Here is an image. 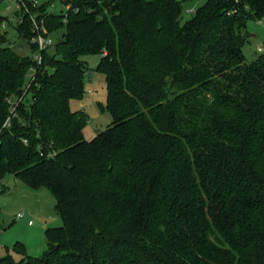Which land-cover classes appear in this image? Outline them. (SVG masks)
<instances>
[{"label": "trees", "instance_id": "obj_1", "mask_svg": "<svg viewBox=\"0 0 264 264\" xmlns=\"http://www.w3.org/2000/svg\"><path fill=\"white\" fill-rule=\"evenodd\" d=\"M61 1L30 87L0 16V180L47 189L62 221L41 257L0 264H264V53L243 54L264 0H205L184 25L178 0ZM92 55L112 122L87 140L70 103Z\"/></svg>", "mask_w": 264, "mask_h": 264}, {"label": "rangeland", "instance_id": "obj_2", "mask_svg": "<svg viewBox=\"0 0 264 264\" xmlns=\"http://www.w3.org/2000/svg\"><path fill=\"white\" fill-rule=\"evenodd\" d=\"M32 1L36 6L26 4L22 17L10 0H2L0 4V16L7 20L2 30L12 49L23 57L36 54L31 45V19L37 17V20H40L48 14L60 15L67 11L61 0ZM178 1L183 9L181 25H184L193 18L205 0ZM41 5H46L47 11L43 10L44 6ZM20 26L25 28L19 32ZM26 31L30 34L28 39L24 35ZM246 33L249 35V41L243 48V54L250 63L258 56V49L264 47V22L248 20ZM59 35L60 31H56L51 36L57 39ZM85 60L89 73L85 78L84 94L81 100L72 101L70 107L72 111H82L86 115L88 121L83 134L85 139L89 140L96 133L105 130L111 124L112 118L105 111L106 84L103 75L97 70L99 56L92 55ZM25 101H30V95H27ZM55 206V199L47 189L32 190L16 180L13 175H5L0 180V259L10 256L18 261L22 256L41 257L47 248L45 230L62 225ZM19 214L22 218L17 220ZM28 222H31V225H28Z\"/></svg>", "mask_w": 264, "mask_h": 264}, {"label": "built area", "instance_id": "obj_3", "mask_svg": "<svg viewBox=\"0 0 264 264\" xmlns=\"http://www.w3.org/2000/svg\"><path fill=\"white\" fill-rule=\"evenodd\" d=\"M10 2L14 5L16 12L20 15V17H22V14H24V8H26V4H27L26 0H10ZM30 2L32 3V5L36 6L35 4H33L32 0H30ZM190 13H192V11H190ZM44 22H45L44 18L40 20H37V17L31 19V29L33 32L31 43L35 45L38 50L36 54L32 56L33 66L30 67L28 71V75H27V86L28 87H30V85L34 82L37 72H38V67H40L43 63L41 53L53 47L57 41L50 34L47 33L44 27ZM2 28H4V25L2 26ZM258 52L264 53V47H260L258 49ZM103 55H106V53H103ZM17 105H18V102L16 103L15 106ZM15 106L12 108L13 110L15 109ZM8 121L5 123L6 124L5 126L8 125ZM24 143L26 142L24 141ZM16 218L17 220H20L22 218V215L19 214L17 215ZM28 225H31V222H28Z\"/></svg>", "mask_w": 264, "mask_h": 264}, {"label": "water", "instance_id": "obj_4", "mask_svg": "<svg viewBox=\"0 0 264 264\" xmlns=\"http://www.w3.org/2000/svg\"><path fill=\"white\" fill-rule=\"evenodd\" d=\"M252 37H253V35H252ZM56 43H57V41H56Z\"/></svg>", "mask_w": 264, "mask_h": 264}, {"label": "crops", "instance_id": "obj_5", "mask_svg": "<svg viewBox=\"0 0 264 264\" xmlns=\"http://www.w3.org/2000/svg\"><path fill=\"white\" fill-rule=\"evenodd\" d=\"M16 16V15H15Z\"/></svg>", "mask_w": 264, "mask_h": 264}]
</instances>
